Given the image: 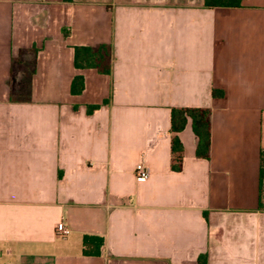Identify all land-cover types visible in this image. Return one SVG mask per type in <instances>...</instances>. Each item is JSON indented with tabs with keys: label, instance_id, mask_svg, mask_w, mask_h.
Masks as SVG:
<instances>
[{
	"label": "crops",
	"instance_id": "1",
	"mask_svg": "<svg viewBox=\"0 0 264 264\" xmlns=\"http://www.w3.org/2000/svg\"><path fill=\"white\" fill-rule=\"evenodd\" d=\"M204 3L0 0V264H264V0ZM99 46L111 74L77 69ZM178 107L212 110L211 158L189 121L179 172Z\"/></svg>",
	"mask_w": 264,
	"mask_h": 264
},
{
	"label": "trees",
	"instance_id": "2",
	"mask_svg": "<svg viewBox=\"0 0 264 264\" xmlns=\"http://www.w3.org/2000/svg\"><path fill=\"white\" fill-rule=\"evenodd\" d=\"M71 2V0H64ZM246 0H205L207 9H239L243 7ZM65 37L69 32L65 31ZM111 53L108 46L76 47L75 66L77 69H98L101 73L111 74ZM85 84L82 77H77L72 85V92L75 95L81 94ZM214 97H223L224 93L214 91ZM98 109V106L89 107V113ZM191 121L193 132L197 138L196 156L201 159L211 158V137H212V110L208 108H173L171 110V133L172 137V168L174 171H181L184 158V147L179 138V134L185 130ZM261 179H264V152L262 153ZM262 209V204H261ZM104 244L102 238L84 237V255L100 256L101 248ZM199 264H208V255L202 254L198 259Z\"/></svg>",
	"mask_w": 264,
	"mask_h": 264
},
{
	"label": "built area",
	"instance_id": "3",
	"mask_svg": "<svg viewBox=\"0 0 264 264\" xmlns=\"http://www.w3.org/2000/svg\"><path fill=\"white\" fill-rule=\"evenodd\" d=\"M135 177L137 181H145L149 178V170L139 164L135 170ZM56 233L59 237H67L71 234V230L65 223H61L57 226Z\"/></svg>",
	"mask_w": 264,
	"mask_h": 264
}]
</instances>
